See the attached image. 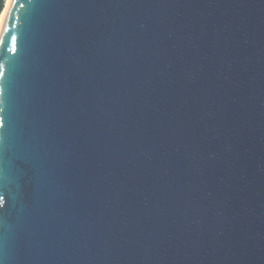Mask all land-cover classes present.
Masks as SVG:
<instances>
[{"label":"water","instance_id":"95a60500","mask_svg":"<svg viewBox=\"0 0 264 264\" xmlns=\"http://www.w3.org/2000/svg\"><path fill=\"white\" fill-rule=\"evenodd\" d=\"M0 196V264H264V0H13Z\"/></svg>","mask_w":264,"mask_h":264},{"label":"bare ground","instance_id":"6f19581e","mask_svg":"<svg viewBox=\"0 0 264 264\" xmlns=\"http://www.w3.org/2000/svg\"><path fill=\"white\" fill-rule=\"evenodd\" d=\"M12 2H13V0H7L6 1L5 9H4V11H3V13H2V15L0 17V32H1V29H2V27L4 25V23H5V19L7 17V13H8V10H9Z\"/></svg>","mask_w":264,"mask_h":264},{"label":"trees","instance_id":"16d2710c","mask_svg":"<svg viewBox=\"0 0 264 264\" xmlns=\"http://www.w3.org/2000/svg\"><path fill=\"white\" fill-rule=\"evenodd\" d=\"M6 1L7 0H0V17L5 9Z\"/></svg>","mask_w":264,"mask_h":264},{"label":"snow or ice","instance_id":"6c2138e0","mask_svg":"<svg viewBox=\"0 0 264 264\" xmlns=\"http://www.w3.org/2000/svg\"><path fill=\"white\" fill-rule=\"evenodd\" d=\"M13 39H15V38H13ZM13 51H15V49L13 48ZM3 199V197L2 196H0V200H2Z\"/></svg>","mask_w":264,"mask_h":264}]
</instances>
